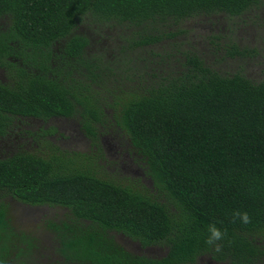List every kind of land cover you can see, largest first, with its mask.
Returning a JSON list of instances; mask_svg holds the SVG:
<instances>
[{
    "label": "trees",
    "instance_id": "trees-1",
    "mask_svg": "<svg viewBox=\"0 0 264 264\" xmlns=\"http://www.w3.org/2000/svg\"><path fill=\"white\" fill-rule=\"evenodd\" d=\"M261 2L0 0V70L8 77L0 79V139L23 118L79 116L103 151L105 120L151 181L101 173L92 156H64L48 142L49 154L22 149L0 157V264H195L203 255L264 264V79L224 74L180 43L153 53L159 71L129 56L176 37L186 19L241 16ZM84 22L142 31L111 61L88 55L89 37L74 33ZM9 198L66 210L47 224L51 263L41 238L14 225ZM236 210L249 214L247 224L233 217ZM210 224L224 232L219 251L205 242ZM114 231L167 252L134 254Z\"/></svg>",
    "mask_w": 264,
    "mask_h": 264
},
{
    "label": "rangeland",
    "instance_id": "rangeland-1",
    "mask_svg": "<svg viewBox=\"0 0 264 264\" xmlns=\"http://www.w3.org/2000/svg\"><path fill=\"white\" fill-rule=\"evenodd\" d=\"M5 25L4 21L0 22V26ZM175 29L179 31L176 37L164 40L158 45L132 50L129 56L136 59L135 64L141 65L142 69L148 72L159 71V57L153 53L163 54L171 45L174 47V44L180 43L183 50L197 52L207 63L224 74L238 71L257 81L264 79V0L257 8L241 16L199 15L184 20ZM137 30L142 31V28L129 25L111 27L102 23L84 22L77 26L74 33L89 37L88 55H102L105 60L113 61L116 57H120L121 53L128 51L124 46L128 45L132 32ZM232 44L237 45L245 55L228 54ZM0 79L4 82L8 81L4 70H0ZM107 112L111 113V110L107 108ZM100 125L104 131V135H101L103 151H99L93 139L83 130L79 116L70 118L57 116L47 120L23 118L15 122L11 135L0 139V157L10 156L22 149L49 154L50 149L44 143L48 142L53 144L55 150L59 148L64 156H74L76 152L92 156L94 164H98L96 170L102 171L101 173H108L120 180H124L126 175L132 180L139 179L142 183L150 185L151 181L144 176L138 158L128 150V140L115 132L112 123L104 120ZM101 152L104 154L102 158L97 154ZM9 204L10 217L14 225L40 237L43 246L47 247L42 249V253L46 256L50 255L51 258L47 261L54 260L55 242L52 240L53 235L47 229V224L49 220L62 217L66 210L47 205H27L10 198ZM118 240L126 243L128 249L138 253L143 252L154 257H160L165 253L164 246L156 245L149 249H141L136 240L130 242L120 236ZM42 260L46 261V259ZM195 264L231 263L216 262L208 255H203Z\"/></svg>",
    "mask_w": 264,
    "mask_h": 264
},
{
    "label": "clouds",
    "instance_id": "clouds-1",
    "mask_svg": "<svg viewBox=\"0 0 264 264\" xmlns=\"http://www.w3.org/2000/svg\"><path fill=\"white\" fill-rule=\"evenodd\" d=\"M233 217L240 220L241 223L247 224L250 220L249 214L246 211L236 210ZM224 238V232L215 224H210L207 227L206 244L209 246H216L219 251L218 242Z\"/></svg>",
    "mask_w": 264,
    "mask_h": 264
},
{
    "label": "flooded vegetation",
    "instance_id": "flooded-vegetation-1",
    "mask_svg": "<svg viewBox=\"0 0 264 264\" xmlns=\"http://www.w3.org/2000/svg\"><path fill=\"white\" fill-rule=\"evenodd\" d=\"M13 130H11L10 131V133L12 132ZM9 133V134H10ZM11 135V134H10ZM113 234L115 235L114 237H115V239L125 248V249H127L128 251H131L132 253H134V254H138V255H142V254H144V255H147L146 253H138V252H135V251H132V250H130V249H128V247L126 246V243L124 244V243H121L119 240H118V237L120 236V237H123V239L124 240H127V241H130V242H135V240L133 239V238H131V237H129V236H127V235H125V234H123V233H121V232H117V231H114L113 232ZM136 242H138L137 240H136ZM140 246V248L141 249H149V248H152V246H156V245H151V246H147V247H142L141 246V244L138 242V247ZM166 252H167V248L165 247V253L163 254V255H165L166 254ZM147 256H150V255H147ZM150 257H154V256H150ZM215 261V260H214ZM216 262H218V261H216ZM220 263H223V262H220Z\"/></svg>",
    "mask_w": 264,
    "mask_h": 264
}]
</instances>
